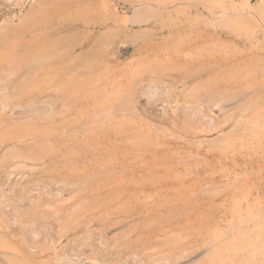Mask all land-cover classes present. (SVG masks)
<instances>
[{
  "label": "rangeland",
  "instance_id": "374dc122",
  "mask_svg": "<svg viewBox=\"0 0 264 264\" xmlns=\"http://www.w3.org/2000/svg\"><path fill=\"white\" fill-rule=\"evenodd\" d=\"M38 1L45 11L13 49L23 72L0 83V98L65 40L74 87L37 81L0 108L1 200L24 210L9 225L0 211V264H200L210 254L264 264V0ZM31 2L0 0V37ZM197 104L203 115L189 117ZM214 232L224 239L215 254L202 242Z\"/></svg>",
  "mask_w": 264,
  "mask_h": 264
},
{
  "label": "bare ground",
  "instance_id": "6f19581e",
  "mask_svg": "<svg viewBox=\"0 0 264 264\" xmlns=\"http://www.w3.org/2000/svg\"><path fill=\"white\" fill-rule=\"evenodd\" d=\"M37 2H34L35 4H33V2H31V5L29 6V8H28V10H27V12L26 13H21L22 15H19V18H17L18 19V24L19 25H17V26H15L14 24H13V22L12 21H9V20H5V23L6 24H4V37L3 36H1L2 38H4V49H2L1 51H0V62L4 65V68L2 69V74L3 75H0V83H2V82H5L7 79H9L10 77H13V76H15V75H18L19 73H21V71L23 70V64H22V61H23V56H20V54L18 55L16 52H14V47L17 45V35L20 33V32H22V31H24V30H26V31H31V32H33L34 30L33 29H35V23L34 22H36V19L39 17V15L42 13V12H44L45 11V9H44V4H45V2L43 3V2H40V1H38V0H36ZM139 3V2H138ZM147 3V2H146ZM174 3V2H173ZM137 4V3H136ZM169 4V3H168ZM47 6V5H46ZM51 6H52V4H51ZM142 6V5H141ZM141 6H139V8H140V10H141V8H144L143 6L141 7ZM157 6V5H156ZM137 7H138V5H137ZM136 6H135V8H133V9H136L137 8ZM49 8V7H48ZM139 8H137L138 10H139ZM244 8V7H243ZM259 8H260V10H261V13H260V15L262 16V15H264V6L262 5H259ZM132 9V8H131ZM136 9V10H137ZM145 9V8H144ZM139 10L138 12V14L139 15H141L140 17H142L143 19L144 18H146V17H148V15H150V13H148V11H146V10ZM146 12L148 13L147 15H146ZM221 12H222V14H224L225 12H226V9L225 8H221ZM241 12V11H240ZM141 18V19H142ZM5 19V18H4ZM17 19H16V21H17ZM144 21V20H143ZM24 33V32H23ZM71 36V35H70ZM74 36V35H73ZM72 36V37H73ZM0 37V38H1ZM72 37H71V39H72ZM65 39H67V38H65ZM1 40V39H0ZM3 41V40H2ZM66 41V40H65ZM65 41H63L64 43H62L61 42V47L59 48V49H56L55 47L57 46V44L56 45H54V47L53 46H50V47H48L47 48V51L46 52H43V51H41V52H43V53H37L38 55H36V56H34V58H35V63L36 64H34V67H33V70H31V72H32V74L30 73L29 74V72L27 73V74H25V75H23L22 76V81H20V83L17 85V86H15L14 88H12L11 89V91H9V92H6V93H4V96H2V98H0V108H2V107H4L5 105H6V102L11 98V96H13V95H16V94H20V93H24V92H27V91H29L30 89H32V88H34V86H35V83L37 82V81H39V82H48V83H50V84H54L55 82L56 83H58V81L60 82V85H61V87L63 88V90L64 91H67V90H69V87H74V85H73V83H70L72 80V78H70V72H68L69 71V69H68V66L65 64V62L63 61V54H64V50H66L67 49V45L69 44V41L67 40L66 42L67 43H65ZM73 41V40H72ZM1 42V41H0ZM34 42V41H33ZM32 42V43H33ZM59 43V42H58ZM1 44L2 43H0V47H1ZM64 47V48H63ZM69 47V46H68ZM2 48V47H1ZM55 50H57V51H55ZM59 50H62V52H58ZM72 50V49H71ZM15 51H16V49H15ZM23 51V50H22ZM27 51V50H26ZM100 52V51H99ZM102 52V51H101ZM103 52H105V51H103ZM95 55V54H94ZM93 55V56H94ZM85 58V57H84ZM44 60H47L48 62H43ZM57 60V61H56ZM50 61H52V64H51V62ZM63 61V62H62ZM72 62H74L73 60H72ZM78 64V63H77ZM83 65V64H82ZM32 69V68H31ZM74 70V69H73ZM26 71V70H25ZM29 71V70H28ZM41 71H43L45 74H46V77H44V79L43 78H40L37 74H39ZM106 71V70H105ZM27 72V71H26ZM95 75V74H94ZM39 77V78H38ZM47 83V84H48ZM94 83V82H93ZM101 86V85H100ZM98 88V87H97ZM155 90V89H154ZM162 91V90H161ZM165 91V90H164ZM158 93V92H157ZM173 93V92H172ZM215 92H212L211 94L213 95ZM164 93L162 92V95H163ZM177 95V94H176ZM152 97V96H151ZM165 97H166V92H165ZM164 99H166V98H164ZM117 100V99H116ZM172 100V99H171ZM170 100V101H171ZM162 101V100H161ZM161 101H159V102H161ZM198 101V100H197ZM196 101V102H197ZM172 102V101H171ZM200 102V101H199ZM209 102V101H208ZM101 103V102H100ZM162 103V102H161ZM164 103V102H163ZM35 104V103H34ZM98 104V103H97ZM96 104V105H97ZM52 105L53 104H51L50 102H49V104L48 105H45V106H43V107H41L42 108V110L43 111H49L50 112V110H51V108H52ZM69 105V104H68ZM102 105V104H101ZM26 106H28V104L26 105ZM60 106H62V105H60ZM189 106V105H188ZM39 107V106H38ZM64 106H62V108H63ZM120 107V106H119ZM158 107V106H157ZM161 107V106H160ZM182 107V106H181ZM184 107V106H183ZM194 107V106H193ZM12 108V107H11ZM14 108V107H13ZM15 108H17V107H15ZM22 108V107H21ZM40 108V109H41ZM53 108H54V106H53ZM61 108V107H60ZM61 108V109H62ZM23 109V108H22ZM99 109H101V108H98L97 110H99ZM116 109V108H115ZM166 109V108H165ZM183 109V108H182ZM24 110V109H23ZM28 112H29V116H33L34 114H36V113H38V110L39 109H37L35 106H31V107H29L28 109H26ZM160 110H162V109H160ZM214 110V109H213ZM4 111V110H3ZM17 111H19V110H17ZM178 111V110H177ZM185 111V110H184ZM209 112H210V110H208ZM22 112V111H21ZM96 113L98 112V111H95ZM122 112V111H121ZM125 112V111H124ZM162 112H165V111H161V113ZM189 112V111H188ZM208 112V113H209ZM94 113V112H93ZM95 113V114H96ZM166 113V112H165ZM199 113H201V115H203L202 114V110H201V108H200V104H197V107H195V108H193L191 111H190V114H188L189 115V117H193L194 115H196V114H199ZM212 113V112H211ZM210 113V114H211ZM213 113H215V112H213ZM94 114V115H95ZM164 114V113H163ZM205 114V113H204ZM90 115V114H89ZM88 115V116H89ZM92 115V114H91ZM123 115H125V113L123 114ZM128 115V114H127ZM162 115V114H161ZM165 115V114H164ZM216 115V114H215ZM85 117V116H84ZM83 117V118H84ZM94 117V116H93ZM129 116H127V118H128ZM132 117V116H131ZM167 117V116H166ZM166 117H163V118H165L166 119ZM201 117V116H200ZM162 118V117H161ZM175 118V117H174ZM197 118V117H196ZM218 118V117H217ZM82 118H80L79 120H81ZM86 119V118H85ZM133 119V118H132ZM168 119H169V117H168ZM176 119V118H175ZM205 119V118H204ZM181 120V119H180ZM191 120V119H190ZM217 119L215 118V120L214 121H216ZM28 121H29V119H28ZM31 121H34V120H31ZM78 121V120H77ZM82 121V120H81ZM218 121V120H217ZM181 122H183V121H181ZM193 122H196V120L194 121V119H193ZM193 122L191 121L190 123H192L193 124ZM22 123H23V121H22ZM28 123V122H27ZM189 123V124H190ZM198 123H202V124H204V127H206L205 129L206 130H208V129H213L215 126H216V124L211 120V116H208V120H206V121H204V120H201V119H199L198 120ZM221 123V122H220ZM182 124V123H181ZM183 124H185V123H183ZM191 125V124H190ZM192 126V125H191ZM183 127H185V126H183ZM208 128V129H207ZM29 129H31L32 130V128H29ZM28 129V130H29ZM64 129V128H63ZM186 129H188V127L186 128ZM13 130H15L14 128H12V132H11V134H12V136H13ZM27 130V131H28ZM6 131H11L10 129H8V130H6ZM19 132H20V130H18ZM61 131H62V129H61ZM184 131H186V130H184ZM188 131V130H187ZM43 132V131H42ZM41 132V133H42ZM16 133V132H15ZM10 134V135H11ZM22 134V133H21ZM24 134H25V132H24ZM27 134V133H26ZM25 134V135H26ZM46 134V133H45ZM7 135H9V134H7ZM21 135H19V136H17V137H20ZM7 137H9V136H6L5 138H7ZM11 137V136H10ZM16 139V138H15ZM14 139V140H15ZM21 139V138H20ZM23 139H25V138H23ZM188 139V138H187ZM264 140V139H263ZM22 141V140H21ZM20 142V141H19ZM1 144V143H0ZM4 145V144H3ZM6 145V144H5ZM1 146V145H0ZM224 147V146H223ZM225 148V147H224ZM227 148H228V146H227ZM13 149V148H12ZM14 150V149H13ZM17 150V149H16ZM15 150V151H16ZM25 153V152H24ZM261 153V152H260ZM22 155V154H21ZM8 156V155H7ZM13 156V155H12ZM15 156H17V155H15ZM18 158H19V156H17ZM13 158V157H12ZM17 158V159H18ZM22 158V157H21ZM14 159V158H13ZM27 159V158H26ZM32 160H33V158H31ZM11 160V159H10ZM29 160V159H28ZM0 163H2V162H0ZM13 164H15V163H12V165ZM16 164H17V162H16ZM22 165H24L23 163H22ZM21 165V166H22ZM27 165V164H26ZM20 166V163H19V165H17L15 168H17L18 169V167ZM9 168H10V166H8ZM14 167V166H13ZM13 167H11V168H13ZM5 168V167H4ZM14 168V169H15ZM21 168V167H20ZM24 168H25V166H24ZM28 168V166H26V169ZM1 169V168H0ZM2 171V170H1ZM31 171V170H30ZM202 182V181H201ZM105 183V182H104ZM198 183V182H197ZM196 183V184H197ZM193 184H194V182H193ZM203 184H204V182H203ZM206 184H208V183H206ZM211 184V186H212V183H210ZM216 184V183H215ZM192 185V184H191ZM213 185H214V183H213ZM218 185V184H217ZM204 186V185H203ZM207 186H209V185H207ZM215 186V185H214ZM202 187V186H201ZM218 187V186H217ZM199 188H200V186H199ZM208 188V187H207ZM219 188V187H218ZM201 190L203 189L204 190V188H200ZM224 189V188H223ZM213 190V189H212ZM217 190V189H216ZM220 190V189H219ZM198 192H199V189H198ZM209 192H211V190L209 191ZM215 192H217V191H215ZM214 192V193H215ZM202 193V192H201ZM213 193V192H212ZM212 193H210L211 195H212ZM214 193H213V195H214ZM3 194L4 193H2V190H1V188H0V211L4 214V220L8 223V225H9V223L11 224V223H15V222H20V220L21 219H23L24 218V214H23V207H22V205H21V203H14V202H11V201H9V200H7V199H5L4 198V201H2L1 199H2V197H3ZM217 194H218V192H217ZM217 194H215V195H217ZM45 196V195H44ZM48 197V196H47ZM146 197H148V196H146ZM116 198V197H115ZM145 199H147V198H145ZM189 200V199H188ZM210 200V199H209ZM212 200V199H211ZM210 200V201H211ZM113 201V200H112ZM30 202V201H29ZM24 205V204H23ZM26 206V205H25ZM197 212V211H196ZM255 215V213L253 212V211H251V209H249V210H247V212H246V215H242L240 218H245V217H252V216H254ZM210 217V216H209ZM205 219H207V218H205ZM209 219V218H208ZM1 221V220H0ZM228 221V220H227ZM241 221V220H240ZM56 222V221H55ZM2 223V222H1ZM33 223V222H32ZM229 223V222H228ZM227 223V224H228ZM246 223V222H245ZM35 224V223H34ZM63 224V223H62ZM199 224V223H198ZM2 225H3V223H2ZM49 225V224H48ZM53 225V224H52ZM57 225V224H56ZM12 226H14V225H12ZM1 227V226H0ZM10 227V226H9ZM8 227V228H9ZM41 227V226H40ZM44 227V226H43ZM48 227V226H47ZM50 227V226H49ZM185 227V226H184ZM189 226H186V228H188ZM2 228V227H1ZM21 228V230L24 232V235L25 236H27V238L31 241V242H38L39 241V236H40V234H41V230H39L36 226H25V225H23V226H21L20 227ZM2 229H5V228H2ZM49 229V228H48ZM61 229V228H60ZM62 229H66V228H63L62 227ZM62 229H61V231H62ZM216 229V228H215ZM47 231V230H46ZM60 231V232H61ZM64 232L66 231V230H63ZM62 231V232H63ZM222 231V230H221ZM8 232H9V230H8ZM11 232V231H10ZM60 232H58V234L60 233ZM43 233H44V231H43ZM46 233V232H45ZM210 233V232H209ZM245 233V232H244ZM243 234V233H242ZM8 235H11L10 233L8 234ZM45 235V234H44ZM60 235V234H59ZM220 234L219 233H216V232H214V233H211V234H209L208 235V237L207 236H201L203 239H202V242L204 243V244H206V245H209V246H212V247H214V246H216L215 247V252H214V254L217 252V251H220V250H222L221 248L224 246V242L222 243V240H224V239H221V235L219 236ZM183 236V235H182ZM238 236V235H237ZM11 237H13V235L11 236ZM15 237V236H14ZM41 237V236H40ZM43 237V236H42ZM41 237V238H42ZM49 237V236H48ZM179 237V236H178ZM177 238V237H176ZM187 237H185V239H186ZM0 239H2V237L0 238ZM4 239V238H3ZM24 240H25V238H23ZM43 239V238H42ZM174 239V238H173ZM5 240V239H4ZM22 240V239H21ZM28 240V241H29ZM41 240V239H40ZM180 240V239H179ZM201 240V239H200ZM42 241V240H41ZM49 241H52V240H49ZM169 241H171V240H168V242ZM228 241V240H227ZM227 241H226V243H227ZM181 242V241H180ZM232 242V241H231ZM1 243V242H0ZM5 243V242H4ZM26 243V242H25ZM30 243V242H29ZM39 243V242H38ZM38 243L36 244L37 246H38ZM51 243V242H50ZM167 243V242H166ZM169 244V243H168ZM172 244V243H171ZM229 244V243H228ZM32 245V244H31ZM35 245V244H34ZM34 245L33 246H31V247H34ZM47 245V244H46ZM166 245V244H165ZM175 245V244H174ZM173 245V246H174ZM227 245V244H226ZM29 246V245H28ZM170 246V245H169ZM169 246H167V248H169ZM248 246L249 245H246V248H248ZM14 247V246H13ZM36 247V246H35ZM34 247V248H35ZM39 247V246H38ZM5 248V247H4ZM41 248V247H40ZM193 248L194 247H192V249H191V251L193 250ZM224 248V247H223ZM234 248L235 249H238V248H240V246L239 245H234ZM13 249V248H12ZM42 249V248H41ZM30 250V249H29ZM34 250V249H33ZM231 250V249H230ZM241 250V249H240ZM93 251V250H92ZM193 251H195V249L193 250ZM253 251V250H252ZM30 253V252H29ZM44 253V252H43ZM81 253V252H80ZM84 253V252H83ZM89 253V252H88ZM93 253V252H92ZM218 253V252H217ZM228 253V252H227ZM87 254V253H86ZM250 254V253H249ZM85 255V254H84ZM211 256H209V259L207 260V261H205V262H202V263H200V264H225L226 263V261H225V259L223 260V259H220V258H216L215 256H213V254H210ZM219 255H220V253H219ZM68 256V255H67ZM94 256V255H93ZM217 256V255H216ZM65 257V256H64ZM68 257H70V256H68ZM80 255H77L76 256V258L74 259V260H72V259H70L69 261L68 260H66V261H64V260H60L59 261V264H81V262H80ZM90 258V257H89ZM201 258V257H200ZM229 258V257H228ZM227 258V259H228ZM62 259V258H61ZM65 259V258H64ZM165 259H168V258H165ZM205 259H207V258H205ZM41 260V259H40ZM166 261V264H168L167 263V260H165ZM198 262V261H197ZM196 262V263H197ZM1 263V262H0ZM170 263V262H169ZM83 264V263H82ZM175 264V263H174ZM236 264V263H235ZM245 264V263H244ZM258 264V263H257Z\"/></svg>",
  "mask_w": 264,
  "mask_h": 264
},
{
  "label": "crops",
  "instance_id": "0c3cea01",
  "mask_svg": "<svg viewBox=\"0 0 264 264\" xmlns=\"http://www.w3.org/2000/svg\"><path fill=\"white\" fill-rule=\"evenodd\" d=\"M33 67H34V66H32V67H31L32 69H30V71H28L29 74H30V73L32 74L31 70H33ZM23 69H24V66H23ZM22 72H23V70L21 71V73H22ZM37 75H38V74H37Z\"/></svg>",
  "mask_w": 264,
  "mask_h": 264
}]
</instances>
